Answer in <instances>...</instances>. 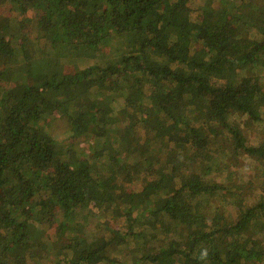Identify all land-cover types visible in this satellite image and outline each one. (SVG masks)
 I'll return each mask as SVG.
<instances>
[{
  "label": "trees",
  "instance_id": "1",
  "mask_svg": "<svg viewBox=\"0 0 264 264\" xmlns=\"http://www.w3.org/2000/svg\"><path fill=\"white\" fill-rule=\"evenodd\" d=\"M6 4L24 17L13 15L7 22L0 17V264H160L165 256L173 264L264 262L259 238L264 191L253 204H241V218L230 223L215 205L214 216L197 209L204 203L208 208L210 194L219 189L208 177L207 158L206 167L197 165L196 174L183 179L191 159L204 152L212 158L219 138L264 161V143L246 142L240 122L241 113L264 105L259 77L249 74L264 62V5L226 0L214 11L195 6V0H0ZM31 9L33 36L23 32ZM42 39L52 54L33 64L29 51ZM187 39H197L201 48L194 50ZM106 43L111 46L107 58L84 64ZM65 63L84 65L66 75ZM109 81L114 93L107 91ZM117 100L124 102L133 129L157 116L148 131H159L166 143L159 166L150 161L151 144L145 143L148 151L137 166L154 177L146 179L141 199L133 190L113 191L99 164L76 157L74 147L58 141L44 124L57 112L74 137L91 143L102 167L104 157L116 166L127 145L115 133L120 116L107 106ZM49 199L60 216L49 211ZM108 199L125 213V226L106 225L91 210L87 219L80 215L85 203ZM55 215L64 223L61 234L72 242L62 259L32 256L45 238L39 224ZM149 220L155 222L156 237L148 232ZM89 224L96 236L82 247L73 231L87 234ZM113 243L131 246L115 258L109 253ZM69 254L74 258L67 260ZM127 256L135 259L128 262Z\"/></svg>",
  "mask_w": 264,
  "mask_h": 264
},
{
  "label": "rangeland",
  "instance_id": "2",
  "mask_svg": "<svg viewBox=\"0 0 264 264\" xmlns=\"http://www.w3.org/2000/svg\"><path fill=\"white\" fill-rule=\"evenodd\" d=\"M261 5H264V0H258ZM226 0H195V6L217 11L225 7ZM165 7H169V1H165L163 4ZM12 4L0 5V17L4 22L9 21L13 15H17L19 18L24 16L20 15L18 12L12 11ZM203 6V7H202ZM46 11V10H45ZM34 16L35 10L31 9L26 15V21L23 28V32L29 34L30 36L34 35ZM185 21V20H184ZM185 31V28H183ZM186 43L191 45V48L194 50H199L201 48V43L197 39L191 40L187 39ZM111 46L109 43H106L98 50L92 51V57L94 59L87 60L84 64L94 62L99 59L107 58ZM195 51V52H196ZM31 55V60L33 64H39L45 61V59L50 55L51 47L50 43L47 40H35L34 47L29 51ZM243 56V55H241ZM82 63H65L62 66V70L66 75H72L77 71ZM21 71L25 70V65L19 66ZM256 74L259 77L260 85L264 88V62L256 66L254 71H249V74ZM85 90V89H84ZM115 84L112 81H109V87L107 88L108 93H114L116 91ZM132 92L135 91V88L131 89ZM107 106L109 109H114V112L120 116L122 125L115 128V133H117L122 139H125L127 145L125 146V153L123 157H119L116 166L107 162L106 157L103 158L106 168L102 167L95 156V153L90 152L91 143L86 140V138L77 139L71 134L70 126L65 117H60L57 112L55 113L54 118L49 120L44 119V124L48 125L47 128L51 134L60 142H69L75 150L76 157L86 158L87 161H91L93 164H99L98 170L104 169L106 172L105 176L109 178L108 186L113 190L117 191L122 188L127 190H133L137 193V199H141L143 194V186L146 179L154 177L148 171L139 170L137 164L142 165L145 155L144 152L148 151V148L145 143L151 144L150 152V161H152L154 166H159L157 164V159L164 161L166 159V153L162 152L164 145L166 144L162 140L161 133L155 130L154 133L149 132V129L155 127L157 116L149 119L145 125L140 123L137 124V127L133 129L130 126V122L127 120V111L124 102L122 100H117L111 103H108ZM251 114H240V122L242 123L241 135L246 142L252 145H258L264 143V105L257 108L253 107L251 109ZM200 117L204 116L201 112L198 113ZM216 147L213 152L212 158L207 156L208 152H204L202 157H194L189 162L188 172L183 173V179L188 176L196 174L197 165L201 167H206L207 160L210 161L212 173L208 174V177L213 180L219 187V189L210 194L211 196V205L207 208V203L201 204L197 209L201 212H204V209H207L209 216H214L216 209L214 211V205L219 207L227 215L228 222L235 223L239 218H241L239 208L241 204L249 206L255 201L260 199L264 191V161H257L248 157L245 153L235 150L234 145L227 141H222L221 138L214 140ZM233 142V141H232ZM108 149L114 151L113 145H109ZM157 151V154H156ZM156 154V155H155ZM207 158V160H206ZM156 159V160H155ZM167 163H170L167 162ZM162 167V166H161ZM161 168H157V174L162 173ZM110 177L114 179L111 180ZM177 183H174L172 189L176 186ZM226 187V188H223ZM205 195H209L206 193ZM162 197V196H161ZM160 197V198H161ZM159 199V198H158ZM48 206L51 213H58L60 216V208L57 205H54L49 199ZM35 203L32 202V205ZM82 212L80 215L84 219H87L88 212L94 211L98 215V219H101L106 225H110L114 228H121L126 225V215L125 213L117 206L113 205L112 200L108 199L106 204L101 203H85ZM206 207V208H205ZM87 210V211H86ZM91 210V211H90ZM81 211V209L79 210ZM39 215L45 214L44 210L37 211ZM59 216L48 217L50 218V223H41L39 226L44 231L45 238L39 240L37 246L31 255L41 259H49L53 257L58 259V256L62 259V253L66 243L72 242L71 238L67 235L61 234L62 229L64 228V223L59 222ZM208 216V217H209ZM72 217L75 218V213H72ZM153 220L147 222L148 232L151 236L156 237V229L153 228ZM82 228V224L80 225ZM185 229L187 226L184 227ZM263 232L259 234L260 241H264V224L262 225ZM259 229V225H258ZM86 232L80 230L79 232L73 231L74 234H78L80 244L82 247L88 246V239L96 236V233L93 232L91 224L86 226ZM32 234L36 235V225L33 227ZM102 243L103 239L99 240ZM53 243V245H52ZM126 245V246H125ZM131 244L126 243H113L111 245V251L109 252L115 258L123 256V249H130ZM29 247L26 246V249ZM75 252L77 253L78 249L74 247ZM73 259L74 256L71 254L67 255L68 258ZM24 257H21L22 259ZM135 259L134 257H126L128 262ZM72 261V260H71ZM69 264V261L66 262ZM64 264V263H63ZM160 264H173V260L168 257H163L160 260ZM234 264H264L263 261L257 259H252L247 262H237Z\"/></svg>",
  "mask_w": 264,
  "mask_h": 264
}]
</instances>
